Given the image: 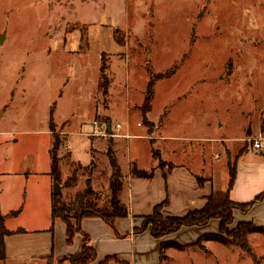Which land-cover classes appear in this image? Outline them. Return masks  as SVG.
I'll return each instance as SVG.
<instances>
[{"label": "rangeland", "instance_id": "1", "mask_svg": "<svg viewBox=\"0 0 264 264\" xmlns=\"http://www.w3.org/2000/svg\"><path fill=\"white\" fill-rule=\"evenodd\" d=\"M0 36V213L13 233L10 251L22 243L26 250L7 264H50L39 254L61 263L68 248L52 217L56 185L67 203L88 186L104 202L109 140L124 171L129 161L148 172L185 163L221 191L235 155L264 138V0H0ZM94 122L101 133L92 132ZM106 123L121 129L110 136ZM123 135L131 139L116 144ZM212 225L210 233H219ZM223 239L200 241L195 255L166 243L162 264H264V233L248 237L249 252ZM143 243L115 248V259L100 254L94 264H159L144 261Z\"/></svg>", "mask_w": 264, "mask_h": 264}, {"label": "crops", "instance_id": "2", "mask_svg": "<svg viewBox=\"0 0 264 264\" xmlns=\"http://www.w3.org/2000/svg\"><path fill=\"white\" fill-rule=\"evenodd\" d=\"M110 94L111 93L108 89V93L106 96H109ZM95 123L96 122H94V125ZM118 125L119 124H117L115 127H112L111 123L104 124V133L112 136V132L116 133L119 129H121V125H119L120 127L117 128ZM96 127L99 128L97 129ZM101 128L102 126L95 125L92 132L101 133ZM52 130H54V128H52L50 132H53ZM81 135L88 138V136L82 133ZM134 137L136 136H133L132 138ZM137 137H142L143 140H146L144 136ZM130 139L131 138H128V135H123L121 136V138H118V143L116 141V144L121 143V140L127 141ZM183 139L185 140L186 138ZM258 139L260 140L259 143L261 144V146L256 150L259 151L254 150V143L250 142L251 144L248 148H246V145L244 146L241 155H235V157L238 159L237 174L235 184L230 192V198L232 201L239 204L251 203L259 195L264 193V138L260 137ZM233 140L234 138H226L224 139V142H232ZM239 140L246 141L247 139L240 138ZM109 141L110 144L105 151V155H107L109 148H114L112 147V140ZM93 149L94 145L90 142L91 153L94 152ZM115 150L116 149H113L115 155H117V152ZM184 152L185 151H181V153ZM70 153L72 157L73 153ZM57 157L60 161V157ZM74 163L75 162H73V164ZM94 163L95 162L88 165L87 163L82 164V162H79V165L83 166L82 168H84L85 170L89 166L95 168L96 165H94ZM150 165L151 164H148L147 168L150 167ZM189 166L190 165L185 163L170 161V164H168L166 167L154 168V176L152 179H144L133 178L131 176L132 164L129 161V168H127V170L125 171L121 169L124 182L121 200L123 201V203H125L124 198L128 194V204H125L127 206L129 205L128 208L130 210V216L128 218L118 219L115 223V229L108 226L103 220L97 218L85 219L82 223L83 230L86 234L89 235L90 243L96 249L97 254H102L104 257L112 255L115 256V248L124 245L125 247L128 246L129 249L132 250L137 245L138 240L142 239L144 240V250L147 253L146 259H144V261L149 262V258L152 257L154 258V260L158 259L157 262H159V264H162L163 244L174 243L180 246L191 245L198 241L202 236L211 234L209 228L212 224L216 225H212L211 228L217 229L219 232L220 222L218 220H212L206 226L185 227L180 231L161 239H155L150 228L144 233L137 235L133 234L134 228H139L142 226V218L152 214L154 207L164 203L165 201H168V206L166 207V209H164L163 214L164 216L169 217H184L192 211L201 210L205 207L207 198L212 194L213 191H216L214 179L210 178L208 181L204 182L203 186L200 187L197 181L199 179L198 175ZM95 173H97V170ZM108 174L110 182L112 169L109 170ZM228 183L229 174L228 181L226 182L225 187L222 188L220 192H226L228 190ZM128 189L129 193L127 192ZM0 215L5 217V223L7 227L8 217L3 215L2 213H0ZM234 217L236 224L253 223L257 227H264V198L261 201L254 203L245 214L240 212L239 210H235ZM56 222L57 224H60L58 226H61L60 228H62V233H65L64 244L66 245V226L64 223V225H61V223H59L62 222L61 220L57 219ZM8 230L11 231L10 229ZM95 232L100 233V237H98ZM120 232L127 234L122 237L120 235ZM187 234H189V237L191 238H189L188 240H182ZM125 237L129 238L122 239ZM11 238H13L12 235L6 238L7 260L3 264H7L12 258L18 259V257H21L26 251L23 248L24 243H22L19 249H17L15 252H11L9 241L11 240ZM63 241L64 240H62V242ZM82 241L83 237L81 235H78L72 245L67 244V253L65 254V256H61L60 258L64 259L66 257L78 254L81 251ZM196 248V246H193L188 249H181L179 250V252H185L186 250H189L193 252V255H195L196 253L194 250ZM50 257L52 256L49 254L44 256L39 254V256H36V258H41L47 260L48 262L50 261Z\"/></svg>", "mask_w": 264, "mask_h": 264}, {"label": "trees", "instance_id": "3", "mask_svg": "<svg viewBox=\"0 0 264 264\" xmlns=\"http://www.w3.org/2000/svg\"><path fill=\"white\" fill-rule=\"evenodd\" d=\"M117 38V36H116ZM119 44L123 42L117 40ZM105 64L103 63L102 71H105ZM154 81H150L147 87L145 101H144V115L151 111V104L154 97ZM103 95L106 96L109 89V84L102 81L100 83ZM54 132V130H52ZM251 143L246 144V148ZM52 158L51 174L56 181H60L61 170L59 164V158L56 151ZM239 155L242 152L238 153ZM112 174L109 182L110 196L100 203L99 194L96 193L90 186L84 192L76 194L74 199L67 203L63 201L59 196L52 198V217L53 220H61L66 226V242L68 245H72L78 235L83 237L81 251L73 256H69L59 262V264H94L98 258L96 249L91 245L89 235L83 230L82 223L85 219H101L108 226L115 229V223L118 219L128 218L130 216V210L128 206L121 200V194L124 188L123 175L120 165L113 149L109 148L107 152ZM238 159H235L233 165L228 164L229 183L228 190L226 192L213 191L207 198L205 207L201 210H195L188 213L184 217H169L164 216L163 211L168 206V201L154 207L152 214L143 217V224L139 228L133 229V234H141L147 231L149 228L152 231V235L155 239H161L168 235L174 234L185 227H202L206 226L212 220H218L220 222L219 233L208 234L202 236L198 241L191 245L175 246L179 249L190 248L198 246L202 240L213 241L222 245L227 244L223 238L224 236H230L233 241L232 244L236 248L242 251L249 252V240L248 237L254 233H264V227H257L253 223H235L234 212L239 210L242 213H247L254 203L261 201L264 198V193L259 195L254 201L247 204H239L231 200L230 192L235 184L237 174ZM131 176L133 178L152 179L154 176V170L146 171L139 169L136 165L131 168ZM199 186H203L201 179H198ZM65 186L72 188L76 185V177L73 175L65 183ZM74 222V223H73ZM234 224L235 230L230 231V227ZM22 232V231H21ZM13 233L6 227L5 217L0 215V263H5L7 260L6 250V238ZM172 244V243H171ZM170 245V244H169ZM169 245L163 244L162 251ZM108 258H116V256H108ZM163 258V257H162ZM54 259L50 257V264H53Z\"/></svg>", "mask_w": 264, "mask_h": 264}, {"label": "water", "instance_id": "4", "mask_svg": "<svg viewBox=\"0 0 264 264\" xmlns=\"http://www.w3.org/2000/svg\"><path fill=\"white\" fill-rule=\"evenodd\" d=\"M0 41H3V37L2 36H0ZM109 129H110V126H109ZM56 148L58 149V146H56ZM61 193H62L61 187H60L59 184H57L56 188H55V191H54V195L55 196H59V195H61Z\"/></svg>", "mask_w": 264, "mask_h": 264}, {"label": "built area", "instance_id": "5", "mask_svg": "<svg viewBox=\"0 0 264 264\" xmlns=\"http://www.w3.org/2000/svg\"><path fill=\"white\" fill-rule=\"evenodd\" d=\"M117 128H119V125L117 126ZM69 144H70V143H69ZM260 146H261V144L259 143V141H256V142L254 143V145H253V147H254L255 149L260 148ZM67 147L69 148L70 145H67Z\"/></svg>", "mask_w": 264, "mask_h": 264}]
</instances>
